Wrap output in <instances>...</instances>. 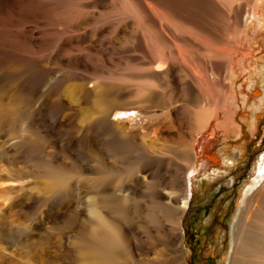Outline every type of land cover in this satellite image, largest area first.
I'll use <instances>...</instances> for the list:
<instances>
[{"label":"bare ground","instance_id":"6f19581e","mask_svg":"<svg viewBox=\"0 0 264 264\" xmlns=\"http://www.w3.org/2000/svg\"><path fill=\"white\" fill-rule=\"evenodd\" d=\"M38 1L50 6L54 1L68 2L89 14L115 4L110 0H0V12ZM216 1L133 0L131 9L132 4L121 0L116 11H107L116 19L118 38L103 45L99 37L107 32L105 23L66 24L42 17L43 21L30 18L21 26L16 24L24 39L21 77L15 79L22 96L15 98L22 102L20 134L26 163L38 158L37 138L42 132L35 125L41 121L42 104L49 94L57 91L56 102L69 111L64 117L85 111L76 138L84 144L82 161L68 158L46 173H30L19 189L33 200L59 202L57 219L74 212L75 202L83 200L84 228L64 230L58 237L40 234L46 245L37 255L29 234L26 244H21L25 264H56L62 257L79 264H189L185 219L193 201V179L211 167L209 160L200 164L198 160L209 157L218 162L211 147L231 137L243 138L241 105L247 113L249 109L264 112V89L255 84L258 75L264 82V62L256 63L264 60L257 57L264 50V0H223L228 11L223 54L219 62H207L199 72L201 61L193 55L191 44L200 40L195 32L204 13L201 8L212 11ZM55 59H60L56 67L43 63ZM123 99L128 103H121ZM6 111L1 108L0 117ZM258 124L254 116L252 136ZM242 143L238 157L246 149ZM222 147L220 152L227 153V146ZM256 170L229 230L232 251L224 258L228 264H264V156ZM4 183L2 176L0 198L9 193ZM154 214L162 216L157 224L150 219ZM7 224L2 215L3 242L8 240ZM7 256V248L0 247L2 263H8Z\"/></svg>","mask_w":264,"mask_h":264},{"label":"rangeland","instance_id":"374dc122","mask_svg":"<svg viewBox=\"0 0 264 264\" xmlns=\"http://www.w3.org/2000/svg\"><path fill=\"white\" fill-rule=\"evenodd\" d=\"M72 1L73 0H71V2ZM120 1L121 0H116L115 2V0H110V2L115 3L112 8L108 4V7L106 5L100 9H97L99 11H97L95 14H89L86 11L84 12L81 10V8L79 11L76 9L77 7L75 8L74 5L69 4L68 2L60 5L54 4L55 1L53 4H51V6L45 4L44 6L41 4V1H38L19 6L20 9L19 7L7 9V13L5 11L0 12V95L3 96H0V106H2L0 107V111L1 108L4 107L5 111L7 108L6 113H8V109L10 108L9 113H11H8L7 115H1V117L3 116L2 118L0 117V177H4L6 182L4 184L6 187H9V193L6 195V197H4L5 200L4 198H0V217L5 215L8 220L7 225L9 226L7 228L8 231L6 230V238H8V240L6 239V241L3 242L0 238V247L5 246V248H7L8 263L6 264H25V261L27 262V260L22 258L21 254L23 252L22 245L24 246L26 244L25 238L29 234L32 235V241L34 240L32 252L33 254L37 255L39 251L46 245L45 239H41L40 234L58 237L59 233L64 232V230L68 231L73 227H75L77 230L84 228V216L82 214L84 203L83 200H78L75 202L76 210L74 209V212H68L62 216L61 219H57L56 213L60 208L59 202H50L48 200L42 201L41 199L33 200L30 199L28 195L19 190L23 185L25 177L27 178L30 173H46L48 170L52 169V166L55 168V164L56 166H59V164L63 163V161H68V158L69 162L82 161L85 151L84 144L82 140L77 142L76 138L79 128L83 125L82 116L85 117V111H82L79 115L73 114L70 117H64L69 113V111L65 110L62 106H60V104H58V102H56L57 91L49 94L47 100L44 101L45 104L44 102L42 104L43 112L41 114V121L35 125V127H39L40 131L42 132L41 136L37 138L41 144V148H39L40 150L37 154L38 158L35 160L36 162L32 161L29 165L26 163L24 152L25 148L21 142L20 134L23 120V108H21L22 102L16 101L17 99L21 100L19 96H22L20 93L22 92L21 86H19V83H17L18 81L16 80L19 79V76L21 77L19 69H22L21 66L23 65V56L21 55L22 53L20 49L24 39L18 31L16 32L18 29V25L16 24L21 26L22 22L30 18L37 20L41 19L42 21L44 19V21L48 20V22L55 20L59 21L62 19L59 22L66 24L71 22H82L83 24L87 23L86 25L105 23L107 32L101 38L99 37V42L103 45L106 40H115L118 38L116 25L113 23L116 21V19L108 15L107 11L114 8L116 11ZM126 1L129 3V5L132 4L129 8H135L133 0ZM27 4L29 6H26ZM224 6L223 0H217L212 6V11L206 13L205 10L208 11L207 7L201 8L202 13H204L201 14L202 16L200 17L199 26L196 28L195 32L196 39L198 40V37H200V40H198V42L195 40V42L191 44L193 47V55L198 57V59L201 61L199 72L201 71L203 64L207 62L217 63V61H220L221 55L223 54L224 42L227 36L228 27V11ZM27 7L30 8L28 9ZM24 8L26 9L24 10ZM31 9H35L36 11H32ZM34 15L38 16L39 18L35 17ZM102 16L105 18L104 20ZM74 17L75 19H73ZM11 23L13 27H11ZM1 24L4 27H2ZM11 31L12 33H10ZM18 37L21 38L18 39ZM113 47L114 46H112V50L115 51V47ZM262 48H264V44H262L261 49ZM248 55L253 56V53L248 51ZM257 57L264 58V50L260 51ZM59 60L60 59H55L50 63H46L44 61L43 63L44 65L46 64L45 66L51 65L50 67H56L60 64ZM263 62L264 60L256 61V63L260 64ZM251 69L253 68L251 67ZM261 73H263V70ZM157 76L158 74L156 75V81L158 82L159 80L157 79ZM262 77L263 76L258 75V79L255 82L257 87L260 89H264ZM238 84L239 83H237V86H239ZM7 87L9 88L7 89ZM237 89L241 99V91L238 87ZM15 94H18V97ZM4 95H7L10 98H4ZM1 98H3L2 100L4 101H2ZM38 98L39 97H36V100ZM121 103H128V100L123 99ZM226 103L229 104V101L225 102V104ZM240 103H242L241 100ZM60 110H62L61 112L63 114H61ZM245 111V107L241 105L240 115H243L241 118L244 119L243 124L245 125L243 138H239L237 141L234 140V137H231L226 141L224 140V143H226L225 145L227 146V153L220 152V148L225 146L222 142H220L215 147H211L210 150L212 153L218 155L217 157L219 158V163L209 157H203L198 160L199 164L201 161L209 160L208 163L211 165V167L209 169H202L201 173L196 175L193 179L192 187L194 189V193L193 197L191 196L193 201L191 202V210L185 219L187 223V225L186 223L185 225L190 233V237H188L185 242V247L188 251L187 260L189 264H228L224 258L232 251V247L228 241V236H230L229 230L235 222V215H238L239 213L238 204L240 203V198L249 185L256 179V169L259 164L262 163V158L264 156V112L254 111L251 109L248 110V113ZM254 116L258 120L259 124L258 130L255 132L254 136H252V128L250 129V124H252ZM222 119L223 115L221 114L220 120ZM244 139H247V141L243 144L242 142ZM241 143L242 145H245L246 149L244 150L242 156L238 157L237 152L239 151V145ZM63 153L66 154L64 155ZM53 154H55V156L52 158L51 155ZM38 159L40 160L37 161ZM48 161H52L53 163H48ZM30 165L32 169L28 168ZM41 180L42 182L44 181V179ZM154 215V217H151L152 215H150V219L154 221L155 224H157L158 220L162 219V216L159 217V215ZM58 263L79 264L74 262L69 257L60 258L56 264ZM0 264H5L2 263L1 257ZM31 264L35 263L31 262Z\"/></svg>","mask_w":264,"mask_h":264}]
</instances>
